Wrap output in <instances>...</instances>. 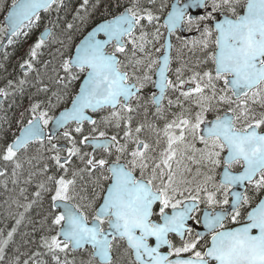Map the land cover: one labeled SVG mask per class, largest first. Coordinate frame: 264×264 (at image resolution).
Masks as SVG:
<instances>
[{"label": "snow or ice", "instance_id": "obj_1", "mask_svg": "<svg viewBox=\"0 0 264 264\" xmlns=\"http://www.w3.org/2000/svg\"><path fill=\"white\" fill-rule=\"evenodd\" d=\"M46 17L0 87L35 74L46 94L0 138V177L11 164L18 183L25 161V184L42 177L25 211L48 201L23 264H264V0H11L0 49Z\"/></svg>", "mask_w": 264, "mask_h": 264}, {"label": "trees", "instance_id": "obj_2", "mask_svg": "<svg viewBox=\"0 0 264 264\" xmlns=\"http://www.w3.org/2000/svg\"><path fill=\"white\" fill-rule=\"evenodd\" d=\"M68 2L74 8L78 5L79 0H68ZM10 5L11 0H0V24L7 13V7H10ZM111 11L112 9H108V12ZM72 14L73 13H69L67 19L71 20ZM102 14L107 15V12H105V5H101L100 9L94 13L93 19L86 25L82 26V32L76 37V42H78L79 39H82L83 35L87 34L97 22L101 21ZM61 16H64V12H61ZM47 23L48 19L46 17L41 22L40 27L34 29L29 37L25 38L21 36L15 44L8 45L0 51V65H2V67H0V87H5L8 80H12L15 83L23 78L19 64L23 59L27 58V52L30 45L38 38ZM5 51L8 53L7 59L4 58ZM54 51V47L51 49H45L42 60L51 59L49 52L54 53ZM195 59L196 56L193 55L191 60L194 62ZM55 66L56 61H53L52 66L48 69V75H53L52 68ZM38 67L41 66L38 65ZM43 71L44 69L41 67V72ZM45 83H48L47 77H45ZM33 85H36L35 74H30L29 83L24 85L22 92L10 89L9 91L12 94L7 99H3L2 106H0V138H4L10 142L13 134H18V129L20 127L18 121L21 120V113H24V119L26 120L28 118L26 109L29 108L30 103L34 100H46V94H37L36 87ZM47 95H50V93ZM147 119L155 123L158 127L157 120L151 112ZM137 120L138 122H142L140 116L137 117ZM34 151L35 150H33V152ZM12 167L13 165L9 164L7 166V175L5 177H0V222H2L0 223V238L3 241L7 238L8 232L12 231L13 228H15L16 231L13 233L12 239L5 247L3 253L4 258L0 260V264H23L24 260L28 259L32 253L42 251L40 248V238L42 235L47 234V226H45V228L41 227V222L48 208L47 198L42 202L38 201L33 204L32 208L28 211H25L22 206L30 203L35 198L33 194L36 191L38 181L42 179V177H34L31 184H25L24 180L27 178L28 172L36 170L31 168V166L25 161L23 170H18L20 173L18 183L13 184V178L11 176ZM3 168L4 164L0 162V169ZM21 188L27 189L24 196H21L20 194ZM25 196L27 199H25ZM21 213H23V219H21ZM18 219H21L19 225L16 224ZM43 258L48 261V264H52L50 256H45Z\"/></svg>", "mask_w": 264, "mask_h": 264}, {"label": "flooded vegetation", "instance_id": "obj_3", "mask_svg": "<svg viewBox=\"0 0 264 264\" xmlns=\"http://www.w3.org/2000/svg\"><path fill=\"white\" fill-rule=\"evenodd\" d=\"M196 55H199V53H197ZM193 56V55H192ZM191 56V57H192ZM190 57V58H191ZM193 59V58H192ZM22 72V71H21ZM35 101H37V100H34L33 102H35ZM153 112H154V109L152 110ZM157 124H158V127L160 126H162V125H164V121L163 120H157ZM163 128V127H162ZM148 135V133H146V134H144V136L142 137V138H145L146 136ZM86 150H89V149H86ZM177 244H179V239L178 238H176V241H175ZM166 250V249H165Z\"/></svg>", "mask_w": 264, "mask_h": 264}, {"label": "rangeland", "instance_id": "obj_4", "mask_svg": "<svg viewBox=\"0 0 264 264\" xmlns=\"http://www.w3.org/2000/svg\"><path fill=\"white\" fill-rule=\"evenodd\" d=\"M4 22V19L1 21V24ZM23 77V76H22ZM139 116H140V119H141V121H143L144 119H145V117H144V115H143V111H141L140 112V114H139ZM144 118V119H143ZM163 127V125L160 127H158V128H162ZM146 133H148V135L146 136V137H148V138H154L153 137V135L151 134V133H149V132H145L144 134H146ZM3 163V162H2ZM0 242H2V239L0 238Z\"/></svg>", "mask_w": 264, "mask_h": 264}, {"label": "bare ground", "instance_id": "obj_5", "mask_svg": "<svg viewBox=\"0 0 264 264\" xmlns=\"http://www.w3.org/2000/svg\"><path fill=\"white\" fill-rule=\"evenodd\" d=\"M32 89V88H31ZM32 92V91H31ZM13 106V105H12ZM27 173V172H26ZM3 191V190H2ZM6 192V191H5ZM9 201V200H8ZM4 203V202H3ZM10 209V208H9ZM5 211V210H4ZM0 223H2V222H0ZM11 223H13V222H11ZM7 226V225H6ZM20 245V244H19ZM29 250V249H28Z\"/></svg>", "mask_w": 264, "mask_h": 264}, {"label": "water", "instance_id": "obj_6", "mask_svg": "<svg viewBox=\"0 0 264 264\" xmlns=\"http://www.w3.org/2000/svg\"><path fill=\"white\" fill-rule=\"evenodd\" d=\"M5 44H6V41H5ZM0 51H2V49H0ZM0 99H3V98H0Z\"/></svg>", "mask_w": 264, "mask_h": 264}]
</instances>
